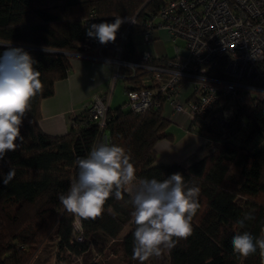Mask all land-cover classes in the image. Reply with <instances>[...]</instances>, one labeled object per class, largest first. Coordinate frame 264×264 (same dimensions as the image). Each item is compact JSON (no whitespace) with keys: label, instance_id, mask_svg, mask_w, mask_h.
Masks as SVG:
<instances>
[{"label":"trees","instance_id":"obj_1","mask_svg":"<svg viewBox=\"0 0 264 264\" xmlns=\"http://www.w3.org/2000/svg\"><path fill=\"white\" fill-rule=\"evenodd\" d=\"M166 0H0V55L8 47L22 48L36 61L44 85L30 101V110L21 127L22 141L17 150L0 160V264H22V253L37 247L46 236H54L58 250L76 256L95 251L103 256L118 254L122 264H139L133 260V207L124 200L110 197L101 217L83 221L82 242H77L74 217L67 213L58 196L66 194L78 178V157H86L91 148L102 142L123 146L132 156L138 181L163 180L181 173L190 186L200 188V208L193 218V234L167 249L168 264H262L259 250L247 258L232 252L231 239L236 232L249 231L264 236V93L242 89V102H228L219 97L207 116L189 120L188 131L203 137L197 150L203 156L187 166L156 165L155 146L161 140H173L171 123L163 116L166 96L160 82L142 68L119 66L125 94L149 89L153 104L142 112H133L123 101L108 106L103 127L90 118L88 107L70 118L67 131L58 136L45 133L39 123V104L51 97L55 83L67 77L74 57L100 56L141 63L133 37L143 31L149 20L158 15ZM93 14L99 23L134 19L128 33L96 49L87 42L85 18ZM154 24V23H152ZM95 50L96 55L91 54ZM164 60L168 56H162ZM155 58H153V61ZM225 60L219 59L209 75L224 78ZM182 83L180 86H182ZM264 89V81H250ZM192 93L188 99L192 97ZM154 103L156 105H154ZM232 111L223 121L217 115ZM10 167L14 178L5 185L3 175ZM246 213L254 219L240 229L236 223ZM85 264H104L89 261ZM144 264H147L144 262Z\"/></svg>","mask_w":264,"mask_h":264},{"label":"clouds","instance_id":"obj_2","mask_svg":"<svg viewBox=\"0 0 264 264\" xmlns=\"http://www.w3.org/2000/svg\"><path fill=\"white\" fill-rule=\"evenodd\" d=\"M122 23L119 17L112 23H92L86 34L101 44L114 42ZM35 63L22 48L8 47L0 55V160L17 150V142L23 140L21 127L30 101L44 88ZM75 163L78 178L71 182L66 194L58 196L65 211L74 217L75 227L82 228L83 221L101 217L110 197L120 201L127 193L130 200L126 203L133 207L131 217L136 226L132 234V259L139 264L161 256L164 249L171 250L179 240L193 234L192 221L200 208V188L186 183L181 173L163 180L145 178L137 184L130 152L107 141L94 145L86 157H78ZM14 176L15 170L10 167L3 175V183L7 185ZM251 219L252 214L246 213L236 223L243 229L245 221ZM231 247L233 254L242 258L259 250L264 264V236L238 231L232 236Z\"/></svg>","mask_w":264,"mask_h":264},{"label":"built area","instance_id":"obj_3","mask_svg":"<svg viewBox=\"0 0 264 264\" xmlns=\"http://www.w3.org/2000/svg\"><path fill=\"white\" fill-rule=\"evenodd\" d=\"M124 22L120 33L123 38L134 19ZM92 23L99 21L95 15L89 14L84 25L88 28ZM153 31L165 35V39L167 36L172 42L180 40L183 45H174L175 55L165 60L147 52L140 53L141 63L138 64L120 59L121 43L116 47L117 55L113 60L98 55L92 58L112 64L113 81L122 78L118 74L119 66L148 70L151 78L160 82L165 101L174 112L185 115L188 120L208 115V122L209 112L219 97L240 104L242 89L264 93V89L249 84L250 81H264V0H166L158 15L144 26L143 39L151 40ZM86 40L96 49L105 47L97 38L88 37ZM220 58L225 60L223 72L226 79L209 75V70ZM187 81L192 82V97L183 103L178 102L180 85ZM105 94L96 96L88 107L90 118L101 127L109 106ZM126 96L125 105L136 113L153 104V92L149 89L132 90ZM231 113L225 111L217 116L223 117V123ZM73 229L76 241L81 242V230L74 222Z\"/></svg>","mask_w":264,"mask_h":264},{"label":"crops","instance_id":"obj_4","mask_svg":"<svg viewBox=\"0 0 264 264\" xmlns=\"http://www.w3.org/2000/svg\"><path fill=\"white\" fill-rule=\"evenodd\" d=\"M157 38H160L159 33H157ZM175 42L174 45H183L182 41L181 45ZM91 54L96 55L95 50L91 51ZM162 56L168 55H159L158 57ZM112 73L113 66L109 62L95 58H72L67 77L56 82L53 95L42 100L39 104V123L42 130L51 136L64 134L69 128L71 116L81 113L96 96L103 93H106V100L111 106L112 101L116 98V85L119 81L122 82V79L113 81ZM124 95H126L125 92ZM186 100L188 97L184 101ZM114 102L113 105L118 103ZM181 115V119L178 120L181 124H178L177 130L182 137L177 140L175 136L172 141L161 140L157 142L155 152L156 156L159 155V157L156 158V165H184L183 163L193 155L198 154L197 150L204 145L195 133L188 131L189 124L186 127L184 120L187 122L189 120L185 115Z\"/></svg>","mask_w":264,"mask_h":264},{"label":"rangeland","instance_id":"obj_5","mask_svg":"<svg viewBox=\"0 0 264 264\" xmlns=\"http://www.w3.org/2000/svg\"><path fill=\"white\" fill-rule=\"evenodd\" d=\"M157 33L158 32L153 31L152 39L149 41H145L143 39L142 32L135 34L133 40L137 51L139 53L147 52L152 56H157V55L173 56L174 42L168 39L167 36L165 39V35L162 34L160 35V38H157ZM175 43L178 45L182 44L180 40H176ZM116 87H117L115 92L116 98H114V101L118 102L120 99L121 100L114 105H113L114 101H112L111 107H115L127 99V96L124 95L122 82L119 81ZM191 92H192V82L187 81L179 89V95L177 96L178 102L183 103L184 100L191 94ZM162 113L163 116H165L171 122L169 124L168 131L173 135V137L176 136L175 138H177V140L180 139L182 135H179L177 127L178 124H181V122H178V120L181 119L182 115L178 114L177 112H174L168 101L164 102ZM184 121L186 122V127H187L189 121L188 122L186 120ZM196 136L203 141V144L206 142L203 137L197 134ZM202 156H203L202 154L200 155L195 154L192 157H190L185 163H183L184 165L182 166H187L189 164H192L194 161L200 159ZM157 157H159V155H157L156 158ZM42 240L43 241L37 247L29 246L28 248L25 249L26 252L22 253V257H21L23 261L22 264H85L86 261L87 262L100 261L104 264H122V260L118 254L110 253L108 255L103 254V256H101L96 254L95 251L91 250L90 253H88L87 255L81 254L76 256L66 250L63 251L58 250V248L56 247V239L54 236H46V238ZM146 263L168 264L167 249H164L162 251L161 256L159 257L153 256L148 261H146Z\"/></svg>","mask_w":264,"mask_h":264}]
</instances>
